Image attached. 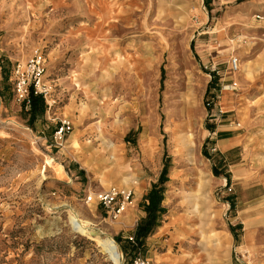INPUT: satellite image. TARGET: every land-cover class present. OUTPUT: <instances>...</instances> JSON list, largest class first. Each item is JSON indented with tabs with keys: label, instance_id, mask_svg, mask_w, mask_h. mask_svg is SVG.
I'll list each match as a JSON object with an SVG mask.
<instances>
[{
	"label": "rangeland",
	"instance_id": "1",
	"mask_svg": "<svg viewBox=\"0 0 264 264\" xmlns=\"http://www.w3.org/2000/svg\"><path fill=\"white\" fill-rule=\"evenodd\" d=\"M263 16L264 0H0V264H264ZM36 54L41 100L20 102L13 71ZM108 191L130 192L116 217Z\"/></svg>",
	"mask_w": 264,
	"mask_h": 264
},
{
	"label": "built area",
	"instance_id": "2",
	"mask_svg": "<svg viewBox=\"0 0 264 264\" xmlns=\"http://www.w3.org/2000/svg\"><path fill=\"white\" fill-rule=\"evenodd\" d=\"M264 19V16H263ZM43 59L40 54H36L31 57L24 65H17L14 68V91L17 99L20 102L25 101L28 98V92L32 88L34 94L41 95L43 93ZM229 70L232 73L238 71V61L236 58L231 59L229 62ZM231 85H234L233 83ZM227 87V86H225ZM70 130L69 123L62 122L61 127L56 133L58 139L62 137ZM130 198V192L125 191H108L100 194L97 198L99 206L107 213H110L112 217H116L123 212L125 206L128 204ZM133 264H149L148 261L136 256L133 259Z\"/></svg>",
	"mask_w": 264,
	"mask_h": 264
},
{
	"label": "trees",
	"instance_id": "3",
	"mask_svg": "<svg viewBox=\"0 0 264 264\" xmlns=\"http://www.w3.org/2000/svg\"><path fill=\"white\" fill-rule=\"evenodd\" d=\"M29 99L31 100V102L40 101L41 100V98L39 96H37V95L33 96L32 93L29 94ZM226 180L228 181L227 178H226ZM153 196H154V194H151L150 205H152L154 203ZM149 209H150V207H146L145 208V211L147 212V216L144 219V221H142L141 224L139 226H137V229H136V232H135V234L137 236V239H139V240H140V238H143L149 232V230L151 229L149 226H151V223L153 222L152 221L153 217H150L151 214L149 213Z\"/></svg>",
	"mask_w": 264,
	"mask_h": 264
},
{
	"label": "crops",
	"instance_id": "4",
	"mask_svg": "<svg viewBox=\"0 0 264 264\" xmlns=\"http://www.w3.org/2000/svg\"><path fill=\"white\" fill-rule=\"evenodd\" d=\"M250 68V67H249ZM251 69L249 70V72H248V75L246 76V77H250L251 76ZM225 105H227L226 103L224 104V105H222L221 107H223L224 109L223 110H225L226 109V107H225ZM215 134V133H214ZM218 146H219V149H220V151L222 152V151H227V150H229V149H231L233 146H234V143L232 142V139H228L227 138V136L226 135H223V137L220 139V141H219V144H218ZM218 146H216V147H218ZM128 215V216H127ZM126 216H125V218L127 217V218H130V215L129 214H127ZM123 223H132V221H123ZM133 223H136V221H134Z\"/></svg>",
	"mask_w": 264,
	"mask_h": 264
},
{
	"label": "bare ground",
	"instance_id": "5",
	"mask_svg": "<svg viewBox=\"0 0 264 264\" xmlns=\"http://www.w3.org/2000/svg\"><path fill=\"white\" fill-rule=\"evenodd\" d=\"M231 88H233L231 86ZM190 138V137H189ZM207 183V180L205 179V174L203 175L202 173H198L197 175V186L202 188L205 184ZM102 247H105L104 244H102Z\"/></svg>",
	"mask_w": 264,
	"mask_h": 264
}]
</instances>
